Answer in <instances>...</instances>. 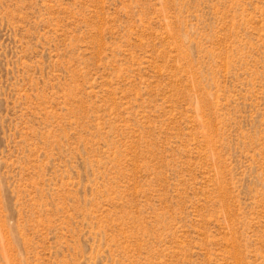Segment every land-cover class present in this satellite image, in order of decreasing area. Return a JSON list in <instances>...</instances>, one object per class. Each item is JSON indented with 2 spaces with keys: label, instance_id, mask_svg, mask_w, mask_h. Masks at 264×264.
Masks as SVG:
<instances>
[{
  "label": "rangeland",
  "instance_id": "rangeland-1",
  "mask_svg": "<svg viewBox=\"0 0 264 264\" xmlns=\"http://www.w3.org/2000/svg\"><path fill=\"white\" fill-rule=\"evenodd\" d=\"M0 264H264V0H0Z\"/></svg>",
  "mask_w": 264,
  "mask_h": 264
}]
</instances>
